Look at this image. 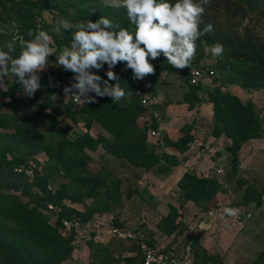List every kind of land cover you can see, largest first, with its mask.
<instances>
[{"label":"rangeland","instance_id":"obj_1","mask_svg":"<svg viewBox=\"0 0 264 264\" xmlns=\"http://www.w3.org/2000/svg\"><path fill=\"white\" fill-rule=\"evenodd\" d=\"M101 16L119 28H125L129 20L126 9L112 6V0L49 1L31 20L36 29L39 27L37 31L48 32L52 41L50 46L58 55L64 47H71V31H75L73 28L67 32L62 30L63 35L55 33L53 28L60 18L75 25L80 21H96ZM230 22L239 36L247 32L264 42L263 12L253 11L242 18L235 16ZM1 27L7 30L5 26ZM133 30L134 26L129 31ZM13 31L10 30V39ZM48 59L47 69L38 74L50 72L47 78L52 83L40 85L32 97H26L21 86L20 92L12 95L14 101H10V97L0 98V153L6 160L16 162L9 167L0 159V191L13 193L28 206L34 204L33 196L40 194L36 188L37 179L50 170L48 153L55 151L57 154L60 136L56 130L62 127L68 128L67 139L84 132L95 138L93 147L83 149L87 159L84 164H79L92 174L91 178L94 174H108L111 183L117 185L108 189V198L97 201L99 210L85 216L73 215L76 224L64 236L61 235L64 239H71L70 252L60 264H127L124 260L127 257L133 259L131 264L137 263L140 253L135 242L117 236L112 232L114 227L141 232L150 241L173 248L176 254H182L187 245L191 259L192 248L200 246L209 254L217 255L214 264H250L264 245V86L252 85L248 81L244 84L233 82L230 77L238 72L237 68L214 66L215 57L205 51L201 53L198 48L190 68L182 70L174 69L162 54L156 59L149 58L155 74L142 80L134 79L136 86L159 97L156 106L143 108L135 119L138 124L150 115L158 118V134L147 136L146 130L144 134L146 142L151 144L147 148L158 158V163L144 168L134 159L127 143L116 139L114 132L96 122L85 128L82 117L76 115L73 120L66 115L68 97L64 96L62 89L72 82L73 76L59 74L62 68L55 66L54 55ZM118 64L112 70L131 85L132 70L125 73L123 68H117ZM191 68L199 70L195 85L201 88L197 92L203 101L189 109L180 101L182 93L188 89L187 74ZM107 70L106 63L100 70L92 69L104 78H107ZM13 78L15 76L11 74L5 78L6 88ZM214 86L229 92L242 104L250 103L261 126L260 136L244 142L234 162H231L232 154L227 149L229 138L224 133L216 137L211 134L213 109L205 92ZM40 108L41 112H38ZM30 123L36 127L35 132L29 128ZM194 139L201 144L193 143ZM169 142L178 146L184 143L185 149L180 151ZM61 160L66 159L61 157ZM29 165L32 171H29ZM191 169L196 175L214 178L219 183V190L207 208L215 214L207 218L209 228L202 227L205 225L197 220V215L207 209L179 198L177 180L184 171ZM60 175L59 169L49 177L45 186L47 191L53 193L67 184V179ZM24 190L30 193L26 194ZM90 202L91 199L84 198L82 203H68L85 214V206ZM170 207L175 210L174 223L178 222V225L173 232L166 234L162 230L166 224L163 217ZM226 207L238 209L237 217L226 215L223 211ZM247 210L251 215L244 219L242 216ZM39 211L48 216L49 224L57 222L56 210L43 206Z\"/></svg>","mask_w":264,"mask_h":264},{"label":"trees","instance_id":"obj_2","mask_svg":"<svg viewBox=\"0 0 264 264\" xmlns=\"http://www.w3.org/2000/svg\"><path fill=\"white\" fill-rule=\"evenodd\" d=\"M49 1L55 2L56 0H0V25L7 28L4 30L1 27L0 33H8L7 36L0 35V44L10 39L13 20L17 22L19 32L23 35L29 29L37 31L39 27L36 29L31 18L38 15ZM1 8H3L2 13ZM253 11L264 13V0H211L202 16L200 28L203 29L205 25L211 24L213 31L202 36L196 43L201 53L205 45L212 46L216 43L223 45V54L215 57L214 66L237 68L238 72L230 77L233 82L244 84L248 81L252 85L264 86V42L254 39L247 32L244 36H239L234 31L233 22H230L232 17L242 18ZM126 24L125 28L128 30L134 26L129 20ZM117 68H123L125 73L130 70L125 63H119ZM49 74L50 72L39 75L40 85L47 84V82L52 83L47 78ZM59 74L72 75L70 71L63 69L59 70ZM122 77L119 78L120 86L128 93L124 99L114 103L108 96L95 97V103H87L80 107L74 106L68 100L65 102L69 104L66 115L73 120L76 115L82 117L85 128L96 122L108 131L114 132L116 139L126 142L131 148V153L134 154L137 163L144 168H150L158 163V158L152 150L147 148L151 144L146 142L144 134L145 130L157 129L158 122L152 115L141 123L135 122L143 109L132 95V90L138 86L133 78H130L133 81L132 84L127 85ZM15 79L13 78L8 84L6 91L0 89V98L10 97L11 101L13 100L12 95L20 92L21 85L16 84ZM116 82L109 81L111 84ZM188 85V89L182 93L180 102L190 109L199 105L203 98L197 92L201 89L200 87L195 84ZM205 97L208 102H211L213 109L211 134L216 137L219 133H224L229 138L230 145L227 149L232 154L231 162H234L240 146L249 139L260 136L262 130L259 120L254 116L250 103H240L235 96L220 90L218 86L206 91ZM10 101L7 103L11 104ZM38 112H41V108ZM29 128L34 132L37 130L33 123L29 124ZM67 132V127L56 130V134L60 136L58 151L57 154L55 151L48 153L50 170L37 179L36 188L40 194L33 196L32 206L21 202L13 193L0 191V264H60L69 255L71 240L70 238L64 239L60 234L58 227H61V219H69L74 214L85 216L99 210L97 201L109 197L110 187H117L115 183H111L108 174L103 176L94 174L91 178L92 174L86 172L79 164V162L84 164L87 159V154L83 149L93 147V143L96 142L95 138L84 132L73 139H67ZM181 140L183 142V138ZM169 143L178 147L180 151L185 149L184 143L181 146L175 142ZM61 157L66 160H61ZM0 159L9 167L16 163L14 160H6L3 153H0ZM59 169L60 177L66 178L67 184L50 193L45 186L48 184L49 177ZM176 184L180 191V200L190 201L202 209L210 207L214 195L219 190V183L216 179L196 175L193 169L184 171ZM24 193L29 194L30 192L24 190ZM84 198L91 199L90 204L85 206V211H87L85 214L79 213L69 204L82 203ZM63 199L68 200L69 203L63 204ZM48 203L60 207L56 215L57 222L55 221L53 225L48 223V216L39 211L40 207H45ZM175 216V210L170 207V211L163 217V221H166L165 227L162 228L159 224L166 234L173 232L178 225V222L174 223ZM192 255L189 264H214L217 259L216 254H209L200 246L192 248ZM124 260L127 264L133 262L130 257ZM139 261L135 264H139ZM250 264H264V245Z\"/></svg>","mask_w":264,"mask_h":264},{"label":"clouds","instance_id":"obj_3","mask_svg":"<svg viewBox=\"0 0 264 264\" xmlns=\"http://www.w3.org/2000/svg\"><path fill=\"white\" fill-rule=\"evenodd\" d=\"M211 0H112V6L126 9L134 30L119 28L101 16L96 21H80L73 25L60 18L53 31L63 35L71 31V47H64L55 54L51 37L45 30L29 29L19 34L18 24L11 22L12 38L0 48V89L7 90L5 78L15 76V83L22 86L23 94L32 97L40 88L38 73L47 69L49 56H55V66L72 73V82L62 89L65 97H71L77 105L95 103V97L108 96L112 102L128 95L121 88L117 74L112 70L117 63H125L133 73V79L142 80L155 74L149 58L161 54L174 69L190 68L196 56L197 43L202 36L213 31L207 24L200 28L202 16ZM118 29V30H117ZM7 36V32L0 33ZM27 37V38H25ZM6 49V50H5ZM204 51L213 57L223 54V45H205ZM15 54V55H14ZM108 65L107 79L92 69L100 70ZM109 81H117L114 84ZM94 94V95H91ZM228 216L238 215V209H223Z\"/></svg>","mask_w":264,"mask_h":264},{"label":"built area","instance_id":"obj_4","mask_svg":"<svg viewBox=\"0 0 264 264\" xmlns=\"http://www.w3.org/2000/svg\"><path fill=\"white\" fill-rule=\"evenodd\" d=\"M198 77H199V70L196 68H191L188 72V83L196 84ZM132 95L134 96V98L137 100L138 104L142 108H151L159 103V97L156 94H149L140 87L134 88L132 90ZM68 100L76 107L82 106L74 103L71 97H68ZM157 130L158 129H148L147 136H153L158 134ZM193 143L200 145L199 140L194 139ZM28 168L29 171H32V166L29 165ZM62 203L68 204V202H65L64 200H62ZM46 209H54L56 210V214H57V212L60 210V207L58 205L48 203L46 204ZM213 214L214 211L212 209H207L197 215V220L199 221L200 224L205 225L202 227L209 228L210 220L207 218L212 216ZM250 215L251 212L247 210L246 212L243 213L242 217L244 219H248ZM75 224H76V218L74 216L69 219H61L60 234L64 236L66 233H68V231L71 230V228ZM112 232L119 237L132 239L135 242L140 253L139 264H189L191 262V255H189V247L187 245L185 246L184 252L182 254H176L173 248L167 247L164 244L152 242L147 237H145L144 234H142L141 232L134 230L131 231L124 230L118 227H114L112 229Z\"/></svg>","mask_w":264,"mask_h":264},{"label":"crops","instance_id":"obj_5","mask_svg":"<svg viewBox=\"0 0 264 264\" xmlns=\"http://www.w3.org/2000/svg\"><path fill=\"white\" fill-rule=\"evenodd\" d=\"M185 110V109H184ZM157 118V117H156ZM157 120H158V118H157ZM158 127H159V124H158ZM200 144H201V142H200Z\"/></svg>","mask_w":264,"mask_h":264}]
</instances>
